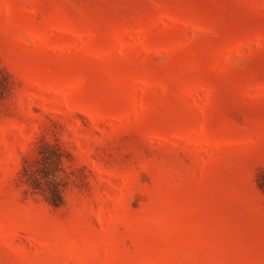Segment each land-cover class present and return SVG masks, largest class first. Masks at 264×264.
<instances>
[{
	"label": "rangeland",
	"instance_id": "374dc122",
	"mask_svg": "<svg viewBox=\"0 0 264 264\" xmlns=\"http://www.w3.org/2000/svg\"><path fill=\"white\" fill-rule=\"evenodd\" d=\"M0 264H264V0H0Z\"/></svg>",
	"mask_w": 264,
	"mask_h": 264
},
{
	"label": "trees",
	"instance_id": "16d2710c",
	"mask_svg": "<svg viewBox=\"0 0 264 264\" xmlns=\"http://www.w3.org/2000/svg\"><path fill=\"white\" fill-rule=\"evenodd\" d=\"M48 194H49V200L57 205L61 202L62 200V192L59 186L56 183H53L51 185H48L47 189Z\"/></svg>",
	"mask_w": 264,
	"mask_h": 264
}]
</instances>
